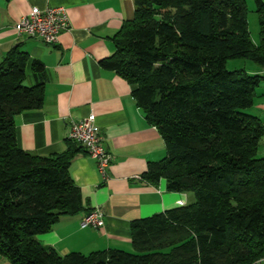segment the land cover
I'll return each instance as SVG.
<instances>
[{
  "label": "trees",
  "instance_id": "1",
  "mask_svg": "<svg viewBox=\"0 0 264 264\" xmlns=\"http://www.w3.org/2000/svg\"><path fill=\"white\" fill-rule=\"evenodd\" d=\"M259 44L246 0H134V16L100 65L133 88L166 157L141 179L191 193L193 203L131 223V249L60 257L37 235L83 210L70 175L73 146L43 157L20 149L14 118L41 108L43 65L17 48L0 62V257L9 264H253L264 259V126L247 113L264 75L228 71V59L264 69V0H253ZM75 145V142L69 141Z\"/></svg>",
  "mask_w": 264,
  "mask_h": 264
},
{
  "label": "crops",
  "instance_id": "2",
  "mask_svg": "<svg viewBox=\"0 0 264 264\" xmlns=\"http://www.w3.org/2000/svg\"><path fill=\"white\" fill-rule=\"evenodd\" d=\"M49 7H64L68 17V28L60 33L56 44L15 32V23L32 8ZM133 16L134 0H0V62L13 48L26 53L28 86L35 84L30 61L43 65L41 108L14 118L18 147L43 157L71 146L76 150L70 175L80 190L83 210L60 217L49 232L36 237L38 243L54 249L60 257L71 252L89 255L130 249L133 221L178 207V201L187 205L195 200L192 195L189 198L190 193L167 191L164 180L152 186L141 179L149 164L166 157L164 140L146 122L133 98L132 86L100 65L113 55L114 37ZM250 74L264 75V69L254 68ZM247 113L264 126V81L256 88ZM91 115L101 146L111 158L103 173L82 146L68 139L71 123ZM258 152L264 156V137ZM94 209L103 213V227L80 228L81 220ZM3 262L0 257V264ZM253 264H264V259Z\"/></svg>",
  "mask_w": 264,
  "mask_h": 264
},
{
  "label": "built area",
  "instance_id": "3",
  "mask_svg": "<svg viewBox=\"0 0 264 264\" xmlns=\"http://www.w3.org/2000/svg\"><path fill=\"white\" fill-rule=\"evenodd\" d=\"M68 17L64 7H49L44 10L32 8L29 13L21 17L14 25L18 35H26L43 43L53 45L58 42L59 35L68 28ZM68 139L82 146L87 155L96 161L98 170L104 172L110 162V155L101 146V136L94 125V117L70 125ZM178 205L184 203L178 201ZM104 225V215L99 209L90 211L80 222V228L99 229Z\"/></svg>",
  "mask_w": 264,
  "mask_h": 264
},
{
  "label": "rangeland",
  "instance_id": "4",
  "mask_svg": "<svg viewBox=\"0 0 264 264\" xmlns=\"http://www.w3.org/2000/svg\"><path fill=\"white\" fill-rule=\"evenodd\" d=\"M246 8H247V27L248 32L250 35V38L252 42L257 45L259 44V21L257 18V15L254 12V4L253 0H246ZM254 68H258L254 63H252L249 60H243V59H228L226 62V69L228 71H240L243 70L247 72L248 74L252 73ZM191 195L193 197V194H189V198H191ZM195 201V200H194ZM193 201V202H194ZM126 252H132V249L125 250ZM5 263L3 264H9L8 261L3 258Z\"/></svg>",
  "mask_w": 264,
  "mask_h": 264
}]
</instances>
